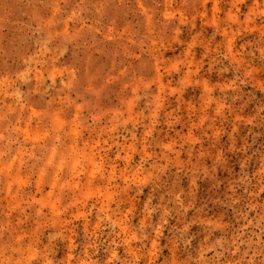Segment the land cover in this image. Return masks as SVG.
<instances>
[{
  "label": "rangeland",
  "instance_id": "374dc122",
  "mask_svg": "<svg viewBox=\"0 0 264 264\" xmlns=\"http://www.w3.org/2000/svg\"><path fill=\"white\" fill-rule=\"evenodd\" d=\"M0 264H264V0H0Z\"/></svg>",
  "mask_w": 264,
  "mask_h": 264
}]
</instances>
